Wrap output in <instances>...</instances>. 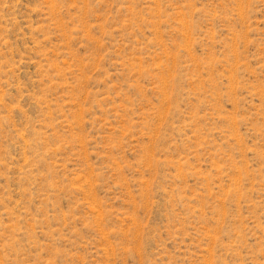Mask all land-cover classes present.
Returning <instances> with one entry per match:
<instances>
[{
    "label": "rangeland",
    "instance_id": "rangeland-1",
    "mask_svg": "<svg viewBox=\"0 0 264 264\" xmlns=\"http://www.w3.org/2000/svg\"><path fill=\"white\" fill-rule=\"evenodd\" d=\"M0 264H264V0H0Z\"/></svg>",
    "mask_w": 264,
    "mask_h": 264
}]
</instances>
